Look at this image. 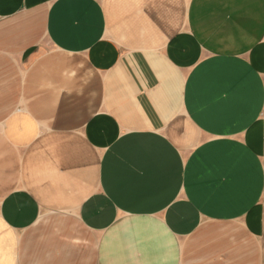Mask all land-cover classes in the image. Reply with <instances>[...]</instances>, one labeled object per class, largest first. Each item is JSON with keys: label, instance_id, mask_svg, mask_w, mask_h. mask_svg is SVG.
Masks as SVG:
<instances>
[{"label": "crops", "instance_id": "crops-1", "mask_svg": "<svg viewBox=\"0 0 264 264\" xmlns=\"http://www.w3.org/2000/svg\"><path fill=\"white\" fill-rule=\"evenodd\" d=\"M264 0H0V264H264Z\"/></svg>", "mask_w": 264, "mask_h": 264}, {"label": "rangeland", "instance_id": "rangeland-1", "mask_svg": "<svg viewBox=\"0 0 264 264\" xmlns=\"http://www.w3.org/2000/svg\"><path fill=\"white\" fill-rule=\"evenodd\" d=\"M257 127H258L257 130L253 134L252 141L254 142V144H256L257 147L260 146L259 151H261L260 153H261V156L264 160V113H263ZM260 207H261V210H262L263 215H264V199H263Z\"/></svg>", "mask_w": 264, "mask_h": 264}]
</instances>
